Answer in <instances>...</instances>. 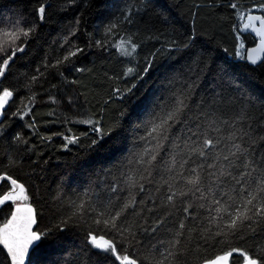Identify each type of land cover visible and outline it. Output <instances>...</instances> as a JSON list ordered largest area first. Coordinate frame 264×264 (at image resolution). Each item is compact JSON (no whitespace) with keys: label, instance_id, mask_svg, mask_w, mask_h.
I'll return each mask as SVG.
<instances>
[{"label":"snow or ice","instance_id":"snow-or-ice-1","mask_svg":"<svg viewBox=\"0 0 264 264\" xmlns=\"http://www.w3.org/2000/svg\"><path fill=\"white\" fill-rule=\"evenodd\" d=\"M74 4L76 0H68L67 6ZM67 6L59 11H66ZM218 8L230 10L235 20L231 25L232 60H218L207 42L199 39L206 33L195 28L201 10L212 14ZM51 9L53 5L47 0L40 3L34 9L35 22L22 15L0 18V116L15 103L20 91L4 86L3 81L18 54L26 53L39 26L52 15ZM118 11L120 14L103 26L99 39L87 33V47L105 52L115 49L129 64L146 41L154 40L159 47L143 58L142 71L128 66L122 76L104 73L105 78L119 81L135 74L142 80L157 61L169 62L163 91L147 100L136 116L134 144L139 143L115 171L106 172L101 185H90L66 202L58 193L54 197L60 202L57 212L62 213L58 223L54 228L41 229L43 214L35 196L13 174L23 165L20 152H34L35 146L28 147L29 140L21 132L12 136L13 144L24 147L15 155L5 154L7 163L0 166V264H264V87L258 88L251 77L243 79L234 63L256 65V53L264 52V0L251 5L242 0H227L226 4L222 0H191L188 12L193 27L184 31L155 12L153 0H135ZM141 13H154L168 27H156L149 16L143 35L139 28L129 31L126 26L135 25L136 17L143 20ZM81 19L77 17L66 26L57 54L46 53L36 74L26 78L22 87L31 94L27 104L21 99L13 117L32 116L39 95L33 89L46 80L50 69L67 86L80 85V81L69 79L66 72L91 71L76 66L85 51L76 42ZM245 33L254 34L259 44L246 48ZM222 50L229 52L228 48ZM260 64L264 67V61ZM136 87L133 83L123 89L113 88L105 108L114 97L124 100L133 95ZM57 88L50 85V89ZM48 100L59 103L52 94ZM69 102L74 103L72 97ZM54 114V110L48 113ZM85 115L87 118L74 119L65 114L62 122L89 125L97 134L88 145L90 149L122 127L118 120L105 130L103 108ZM126 115V110L121 111L119 117ZM25 126L35 131V116ZM5 127L0 122V136ZM63 139L65 148L80 142L75 135H63ZM69 227L84 230L86 260L71 253L60 260L52 259L60 247L54 232ZM161 235L167 239H159ZM248 240L254 241L252 247L234 246Z\"/></svg>","mask_w":264,"mask_h":264},{"label":"trees","instance_id":"trees-1","mask_svg":"<svg viewBox=\"0 0 264 264\" xmlns=\"http://www.w3.org/2000/svg\"><path fill=\"white\" fill-rule=\"evenodd\" d=\"M45 0H0V18H16L22 15L30 22H35L34 9ZM53 5L50 11L52 15L45 23H42L36 37L30 42L26 53L18 54V59L11 65V71L7 79L3 81L4 86L20 88L18 95L14 97L15 103L5 111L2 122L6 125L3 136H0V166L7 163L5 154L15 155L18 149H23V145L17 146L12 142V136L17 132L23 133L28 138V147L35 146L34 152L21 151L23 165L14 171V175L19 176L30 187V194L35 196V204L38 211L43 214L40 228L52 227L58 223L62 213H58L60 202L54 199L58 193L66 202L68 199H75L77 195L91 185L95 188L105 180L106 172L109 169L115 171V167L125 162L127 156L139 142L134 144V125L138 122L136 116L140 109L149 99H154L163 91L166 74L169 70V62L166 60L157 61L142 80H137L135 74L123 77L119 81H111L105 78L108 76L121 75L126 67H135L138 72L145 66L144 57L147 56L159 44L154 40L145 42L139 51V56L131 64L121 58L115 49L108 52L95 47H87L88 35L93 33L96 39L101 37L103 26L106 25L114 15H119L118 9L125 7L126 3H135V0H76V4L68 5V0H47ZM191 0H153L155 12H159L175 24L181 31L190 30L193 27L192 18L188 12V4ZM246 5L258 2V0H242ZM227 3V0H222ZM62 6H67L66 11H59ZM140 6V5H137ZM143 20L136 17L137 23L133 26H126L129 31L141 29L151 16V23L158 28H166L156 18L154 13L144 15ZM77 17H82L80 29L76 42L84 48V54L77 60L78 67L91 69L83 74L66 72L69 79H77L80 85L67 86L61 81L55 70L46 73V80H41L34 87V91L39 93L36 104L33 107L32 116H35L36 130L27 128L25 125L32 122V116L13 117L12 112L20 106L21 99L28 103L30 92L23 88L26 78L36 74V68L44 60L45 54L55 56L59 46V40L65 34V28L74 22ZM235 23L231 18L230 10L218 8L212 14L207 10H201V15L196 19L195 28L200 35L201 42H207L208 47L213 51L218 60L229 59L234 51V39L231 25ZM2 26V25H0ZM56 41V43H53ZM256 37L253 34L245 33V47L254 45ZM223 48H228L229 52L224 53ZM264 61V58L263 60ZM236 70L243 79L251 77L256 86L264 87V67L260 63L252 65L246 61H234ZM41 71L44 69L41 67ZM136 83L134 94L121 100L114 97L106 106L104 102L112 94V89L129 87ZM51 84L58 85L57 89H50ZM43 85V87H41ZM49 89V91H45ZM83 93L84 95H79ZM55 95L59 101L53 104L48 100V95ZM87 97V103L85 102ZM69 97L74 103L69 102ZM104 109L105 130L119 120L122 127L117 133L105 136L95 148L88 145L92 139H97V134L91 131L87 124H65L63 117L65 114L74 119L87 118L86 112H97ZM150 108V105H149ZM54 110L55 114L49 116L48 113ZM127 115L120 119L121 111ZM98 118V117H97ZM71 129V131H69ZM82 133L88 135L82 136ZM75 135L80 137V142L69 144L63 147L66 141L63 135ZM140 134H143L142 132ZM42 137H51V140H43ZM110 178V177H109ZM3 222V215H0V223ZM85 232L77 227H69L63 231H55L54 238L60 246L52 256L53 260H60L68 253L86 260L84 255L86 246L84 243ZM159 239H167L166 236H159ZM148 240L145 239V243ZM155 243V240H152ZM258 242V241H256ZM254 241L248 240L246 244L234 245L240 247H252ZM1 248V246H0ZM95 259V258H93Z\"/></svg>","mask_w":264,"mask_h":264},{"label":"water","instance_id":"water-1","mask_svg":"<svg viewBox=\"0 0 264 264\" xmlns=\"http://www.w3.org/2000/svg\"><path fill=\"white\" fill-rule=\"evenodd\" d=\"M253 35H254V34H253ZM258 44H259V39L256 38V42H255V44L252 45V46H250V47H248V48H254V47H256ZM256 55H257V57L259 58V59H258V63H260V61H262L263 58H264V52L256 53ZM249 63H250V62H249ZM258 63H257V64H258ZM250 64H251V63H250ZM3 118H4V116H0V122H2ZM0 246H1V248H2V245H0Z\"/></svg>","mask_w":264,"mask_h":264}]
</instances>
